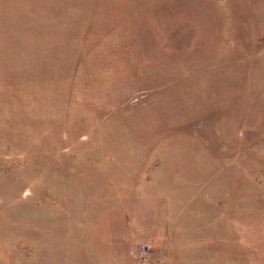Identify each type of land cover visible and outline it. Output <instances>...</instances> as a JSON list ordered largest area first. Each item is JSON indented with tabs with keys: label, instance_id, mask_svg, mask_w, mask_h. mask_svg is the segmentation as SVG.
<instances>
[{
	"label": "rangeland",
	"instance_id": "1",
	"mask_svg": "<svg viewBox=\"0 0 264 264\" xmlns=\"http://www.w3.org/2000/svg\"><path fill=\"white\" fill-rule=\"evenodd\" d=\"M0 264H264V0H0Z\"/></svg>",
	"mask_w": 264,
	"mask_h": 264
},
{
	"label": "built area",
	"instance_id": "2",
	"mask_svg": "<svg viewBox=\"0 0 264 264\" xmlns=\"http://www.w3.org/2000/svg\"><path fill=\"white\" fill-rule=\"evenodd\" d=\"M145 251H146V248H145Z\"/></svg>",
	"mask_w": 264,
	"mask_h": 264
}]
</instances>
